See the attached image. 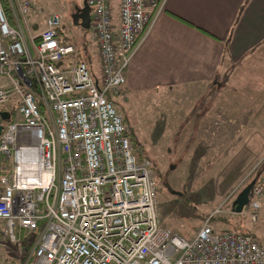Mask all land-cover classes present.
I'll use <instances>...</instances> for the list:
<instances>
[{
  "label": "built area",
  "instance_id": "2783aa9c",
  "mask_svg": "<svg viewBox=\"0 0 264 264\" xmlns=\"http://www.w3.org/2000/svg\"><path fill=\"white\" fill-rule=\"evenodd\" d=\"M109 1L86 0L95 79L56 33L57 11L30 32L38 8L0 0V105L14 102L0 127V234L18 243L16 229L30 233L23 264H264V248L250 234L213 230L208 216L188 238L158 223L148 161L135 155L105 92L119 91L160 0H118L115 30ZM29 76L41 111L20 87ZM261 202L264 166L245 204L251 221Z\"/></svg>",
  "mask_w": 264,
  "mask_h": 264
},
{
  "label": "rangeland",
  "instance_id": "374dc122",
  "mask_svg": "<svg viewBox=\"0 0 264 264\" xmlns=\"http://www.w3.org/2000/svg\"><path fill=\"white\" fill-rule=\"evenodd\" d=\"M30 1L38 8L28 17L30 32L57 11L59 38L71 42L97 73L94 40L70 18L81 0ZM263 66H233L225 75L221 70L213 89L209 84H170L117 97L135 155L147 159L154 179L158 223L178 236L191 237L208 216L214 229L247 230L264 246V202L253 221L245 205L239 212L230 206L234 185L241 188L243 180L255 179L264 166ZM223 219L226 224L221 225ZM21 251L23 264L28 248L0 234V264L9 252Z\"/></svg>",
  "mask_w": 264,
  "mask_h": 264
},
{
  "label": "crops",
  "instance_id": "0c3cea01",
  "mask_svg": "<svg viewBox=\"0 0 264 264\" xmlns=\"http://www.w3.org/2000/svg\"><path fill=\"white\" fill-rule=\"evenodd\" d=\"M263 61L264 0H160L129 54L123 95L170 84L213 89L221 70Z\"/></svg>",
  "mask_w": 264,
  "mask_h": 264
},
{
  "label": "trees",
  "instance_id": "16d2710c",
  "mask_svg": "<svg viewBox=\"0 0 264 264\" xmlns=\"http://www.w3.org/2000/svg\"><path fill=\"white\" fill-rule=\"evenodd\" d=\"M117 1L118 0H110L109 1V9H110V18H111V21H112V24H113V28H114V30L116 29V24H117ZM59 21H60V19H59ZM75 24V23H74ZM77 25L81 28V29H84V30H87L88 31V33H89V29H88V27L87 28H83V27H81L78 23H77ZM55 30H56V33L58 34L60 31H61V27H60V25H59V23L56 25V27H55ZM89 35H90V33H89ZM140 35V33H138L137 35H136V39H137V37ZM35 37V36H34ZM36 38V37H35ZM61 41H65V42H68V43H71V42H69V41H66V40H63V39H61ZM72 44V43H71ZM73 45V44H72ZM94 46H95V52H96V56H97V58H96V63H97V65H98V67H99V62H98V54H97V48H96V45H95V43H94ZM73 48H74V54H73V56H75V57H78V58H80V59H82L84 62H85V64H86V66H87V68H88V70H89V72H90V74L92 75V77L93 78H95V79H97L98 78V75H99V70H98V72L97 73H94L93 71H92V67H91V63H90V60L88 59V58H86L85 56H84V58L81 56V57H79L78 56V52H77V50H76V48L74 47V45H73ZM123 83V82H122ZM21 89L22 90H27V89H29L32 93H33V95H34V100H35V103H36V106H37V108H38V110L39 111H41L42 110V103H41V100L39 99V97L37 96L38 95V91H37V85L35 84V82H34V80H33V78H31L30 76H29V83L28 84H21ZM119 92H120V94H118V93H116V94H112L110 91H106L105 92V97L107 98V99H110L111 101H112V103H113V106H114V108L118 111V112H120L119 111V109L117 108V97H119L121 94L123 95V85L121 84L120 86H119ZM13 104H11L9 101H6L5 103H3L2 105H0V109H6L7 111H8V113H9V118H10V115H11V112L13 111ZM121 113V112H120ZM121 117H122V121H123V116H122V114H121ZM124 131H125V133L128 135V138H129V140H130V143H131V146H132V149L134 150V137H133V134H132V132L130 131V130H128L125 126H124ZM135 153V152H134ZM137 156V155H136ZM248 178H252V177H248ZM245 179H247V178H245ZM247 180H243V182H246ZM238 187H240V185L238 186ZM230 210V209H229ZM232 211V210H231ZM224 220V219H223ZM223 220H222V223H221V225H223V224H226V221L224 220V222H223ZM223 226H221L220 228H217L218 230H223V229H225V228H222ZM237 226H235V224H233V228H236ZM214 229V228H213ZM216 228L214 229V230H217ZM236 230V229H235ZM238 231V230H237ZM239 231H241L240 229H239ZM241 232H245V233H249L252 237H254L253 236V234L251 233V232H249V231H247V230H243V231H241ZM15 234H16V236H17V238H18V244L20 245V248L22 249L23 248V250H24V248H28V246H29V238H28V234H30L29 232H27L26 233V231H24L23 229H16V231H15ZM256 239V238H255ZM261 246L264 248V246L261 244ZM9 254H10V256L8 255V257H5V259H6V261H5V264H20L21 263V260L23 259V253H22V251H21V253H18V254H12V253H10L9 252Z\"/></svg>",
  "mask_w": 264,
  "mask_h": 264
},
{
  "label": "water",
  "instance_id": "95a60500",
  "mask_svg": "<svg viewBox=\"0 0 264 264\" xmlns=\"http://www.w3.org/2000/svg\"><path fill=\"white\" fill-rule=\"evenodd\" d=\"M71 22L78 23L81 27L87 28L89 23V6L86 0H81L80 5L76 6L70 13ZM9 113L6 109H0V127L1 121L8 119ZM253 182V178H250L233 196L230 201L231 210L233 212H239L247 202L249 187ZM179 193V192H177Z\"/></svg>",
  "mask_w": 264,
  "mask_h": 264
},
{
  "label": "bare ground",
  "instance_id": "6f19581e",
  "mask_svg": "<svg viewBox=\"0 0 264 264\" xmlns=\"http://www.w3.org/2000/svg\"><path fill=\"white\" fill-rule=\"evenodd\" d=\"M251 184H252V183H251ZM250 189H251V186L249 187V190H250ZM248 195H249V192H248ZM247 200H248V198H247ZM246 203H247V202H246ZM246 203H245V204H246ZM245 204H243V206H244ZM243 206H242V207H243ZM155 207H156V203H155ZM210 222H211V221H210ZM211 224H212V223H211ZM212 228H213V227H212ZM213 230H214V229H213ZM248 234H249V233H248ZM251 237H252V236H251ZM252 239H253L254 241H256V243L258 244V246L262 247L261 244H260L255 238L252 237ZM262 248H263V247H262Z\"/></svg>",
  "mask_w": 264,
  "mask_h": 264
},
{
  "label": "flooded vegetation",
  "instance_id": "af4514ba",
  "mask_svg": "<svg viewBox=\"0 0 264 264\" xmlns=\"http://www.w3.org/2000/svg\"><path fill=\"white\" fill-rule=\"evenodd\" d=\"M76 6H74V8H75Z\"/></svg>",
  "mask_w": 264,
  "mask_h": 264
}]
</instances>
